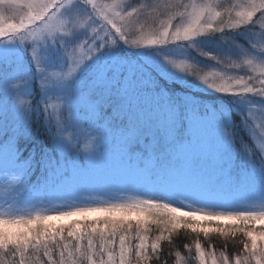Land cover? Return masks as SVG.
Returning a JSON list of instances; mask_svg holds the SVG:
<instances>
[{
	"label": "snow or ice",
	"instance_id": "obj_1",
	"mask_svg": "<svg viewBox=\"0 0 264 264\" xmlns=\"http://www.w3.org/2000/svg\"><path fill=\"white\" fill-rule=\"evenodd\" d=\"M70 2L24 0L26 14L19 22L0 20V39L18 36L22 40H39L64 32L66 21L59 12ZM85 2L100 21L92 28L95 40L101 42L99 47L115 43L116 37L134 47H151L191 41L199 35L238 29L250 23L264 29V0H235L229 7L165 0L155 7H162L168 13L167 19L148 30L141 24V16L153 7L151 4L125 12L122 11L125 0ZM218 7L223 10H217ZM84 23V19L78 18L75 26ZM99 47L93 48L88 43L69 51L67 55L72 61L69 70L63 76L53 75L66 79ZM82 49H87V55L77 57V51ZM167 63L196 76L219 93L264 96V63L244 60L249 73L246 76H225L216 71L201 74L183 60L178 63L167 59ZM152 91L151 81L134 65L110 61L96 69L89 84L94 100L89 93L78 98V103L90 114L88 125L82 126L71 117L65 123L56 115L54 126H50L54 142L43 148L38 160L35 154L32 158V166H38L44 175V186L64 196L68 206L65 210L36 211L31 215L15 214L11 206L8 214L0 212V264H41V253L47 264H149L161 241L170 240L181 228L205 237L210 233L221 236L241 233L245 237L242 254L235 258L223 252L219 256L205 252L197 239L195 252L199 264H264V210L211 211L191 205L177 207L154 198L168 191L216 194L243 177L227 152L216 150L208 139L194 135L196 125L207 132V123L197 110H189L163 96H153ZM20 103L25 105L24 101ZM47 107L57 112L60 104ZM98 111L107 113V123L97 122ZM116 123L122 127H114ZM84 132L87 143L82 146L80 136ZM183 132L187 136L182 139ZM32 136V132L14 124L0 125V145L9 151L16 149L21 138ZM255 147L259 151L253 155L264 158V143ZM108 151L115 156L121 171L142 179L107 180L100 184L73 180L75 171L86 172L94 160ZM259 176L264 179V168ZM99 190L114 198L93 195L90 200L95 202L73 201L74 196ZM157 230L159 235L150 240L149 231ZM176 264H181L179 252Z\"/></svg>",
	"mask_w": 264,
	"mask_h": 264
},
{
	"label": "rangeland",
	"instance_id": "obj_2",
	"mask_svg": "<svg viewBox=\"0 0 264 264\" xmlns=\"http://www.w3.org/2000/svg\"><path fill=\"white\" fill-rule=\"evenodd\" d=\"M164 2L165 0H125L122 11L153 5L141 16V24L144 25L145 30H148L158 26L161 20L167 19L168 13L162 7H155ZM192 2L198 5L213 3L229 7L235 0H183L184 4ZM23 3L24 0H0V20L19 22L26 14ZM217 10L222 11L223 8L218 7ZM59 15L66 21L64 32L56 33L51 37L45 35L39 40H22L18 36L0 39V125L7 122L29 132L32 118L39 104L50 139V126H54L56 115L61 116L65 123L71 117L73 120H78L82 126H87L90 114L83 105L78 103V98L89 93V84L94 79L96 69L110 61L136 66L151 83L152 80L147 75L148 71H145V67L158 72L168 82L174 81L178 83V86L192 88L201 93L218 92L209 88L196 76L175 69L167 63V59L178 63L183 60L193 65L201 74L216 71L225 76L248 75V70L243 64L246 59L264 63V29H260L257 24L250 23L238 29L209 32L191 41L166 45L134 47L116 37L115 43L99 47L101 42L95 40L92 28L97 27L100 21L92 14L85 0H71L60 9ZM78 18L85 20L83 26H75ZM88 43H91L93 48L99 47V50L93 52L66 79L53 75L59 73L63 76L72 63L67 53L74 52L78 47ZM81 54L87 55V49L78 50L76 56ZM234 64H239L240 67H232ZM35 87L39 93L37 103L33 99ZM172 93L157 89L150 94L163 96L189 110H197L207 123V132L196 125L194 135L200 139H208L210 145L216 150L227 152L236 161L238 173L243 178L237 179L216 194L198 191H168L154 198L163 199L177 207L191 205L211 211L264 210V179L259 176L260 169L264 168V158L258 154L253 155L259 151L255 147L256 144L264 143V96L226 95L233 102V110L243 116L247 124H250L251 137L249 138L254 147L253 153H250L249 148L240 139L239 142L236 139L230 109L226 104L219 102L215 105L209 101L197 100L191 94H179L175 91ZM90 98L94 100L91 94ZM20 101H24L25 105H22ZM50 104H60L59 110L54 112L47 107ZM107 119V113L101 114L99 111L96 113L98 123L100 121L107 123ZM113 126L122 127L119 123ZM186 136L187 132L181 134L182 139ZM24 139L26 138L19 140L14 151H9L0 145V212L8 214L10 206L13 213L23 215H31L36 211L65 210L68 206L65 197L44 186V175L41 171L37 182L29 181L35 167L31 166V155L19 158ZM51 141L54 142L52 139ZM80 141L82 146L87 143L86 132L81 134ZM141 179L132 173L121 171L115 156L110 151L94 160L86 172L81 173L77 170L73 175L76 183L83 184H100L107 180L138 182ZM93 195L102 199L114 198L109 192L99 190L87 193L85 196H74L73 201L77 204L95 202L90 200ZM156 234H159L158 230L152 232L154 238ZM202 250L215 252L218 256L222 253L213 249L202 248ZM229 258H235V256H229ZM180 261L181 264H199L196 259L195 245L188 247L183 256L180 255Z\"/></svg>",
	"mask_w": 264,
	"mask_h": 264
},
{
	"label": "trees",
	"instance_id": "obj_3",
	"mask_svg": "<svg viewBox=\"0 0 264 264\" xmlns=\"http://www.w3.org/2000/svg\"><path fill=\"white\" fill-rule=\"evenodd\" d=\"M150 72V78L153 79V83L151 84L153 92L158 90H167L168 92L175 91L179 94H191L197 100L212 102V103H224L230 109V117L233 122V130L236 133L237 141L240 139L242 143L249 149L252 150L253 153V145L252 141L249 137V124H247V120L239 115L236 111L233 110V102L226 96L224 93H201L195 91L192 88H184L182 86H178L176 82L171 81L168 82L164 77L160 76L158 72H155L151 68H146ZM34 102L37 103L38 100V89L34 88ZM173 94V93H172ZM216 107V106H214ZM36 112L31 121V126L29 132L33 133L31 138H26L22 141V152L20 155V159L26 156H30L31 166H32V158L33 154H35L36 159H39L40 153L43 148L52 143L50 136L47 131V127L44 124L43 120V111L41 110L40 105H37ZM239 142V141H238ZM20 145V146H21ZM40 170L39 167H35V170L29 177V181L37 182L40 178ZM153 231H149V238L154 239L152 235ZM159 235V234H156ZM197 239L200 241L203 249H213L216 251L225 252L228 256H237L242 253V241L244 240V236L241 233H237L236 236H221L219 233H210L209 236L205 237L202 233L197 235L196 233L190 232L187 229H178L176 232L172 234L170 240H162L160 244V248L156 255H153L149 261V264H175L176 263V253L179 252L181 256L185 254L186 249L188 247L195 245ZM58 259V257H57ZM41 264H47V258L43 257L41 253Z\"/></svg>",
	"mask_w": 264,
	"mask_h": 264
}]
</instances>
